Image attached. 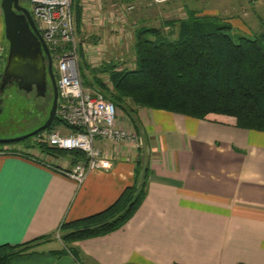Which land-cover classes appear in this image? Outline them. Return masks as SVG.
I'll list each match as a JSON object with an SVG mask.
<instances>
[{"label":"crops","instance_id":"0c3cea01","mask_svg":"<svg viewBox=\"0 0 264 264\" xmlns=\"http://www.w3.org/2000/svg\"><path fill=\"white\" fill-rule=\"evenodd\" d=\"M170 1L155 3L157 23L148 26L168 29L165 20L189 11L166 5ZM104 2L80 0L77 34L93 67L118 64L114 59L130 37L128 23V32L116 25L123 13L115 21ZM133 22L147 25L140 13ZM126 104L134 112L117 107V122L136 131L141 145L96 138L111 167L92 169L81 184L45 165L70 166V156L57 160L33 148L18 147L22 154L2 148L0 245L38 239L10 264H264V132L239 128L229 117L212 121ZM138 161L148 168V184L133 216L115 231L65 245L61 223L113 203L133 184Z\"/></svg>","mask_w":264,"mask_h":264},{"label":"trees","instance_id":"16d2710c","mask_svg":"<svg viewBox=\"0 0 264 264\" xmlns=\"http://www.w3.org/2000/svg\"><path fill=\"white\" fill-rule=\"evenodd\" d=\"M72 4L79 33L82 6L80 0H73ZM164 25L167 31L163 27H135L134 67H119L116 63L93 67L85 62L90 78L84 76L83 84L101 92L104 98L129 115L134 109L126 104L127 101L134 106L197 119L220 121L229 117L239 128L264 132V33L252 38L240 36L235 40L229 33L232 26L228 21L193 13L185 18L165 20ZM78 47L82 53L80 43ZM101 75H105L106 80ZM56 119L46 129H54L62 122L58 116ZM63 125L70 131L74 129ZM23 145L28 147V144ZM8 148L18 151V147L16 150ZM39 148L48 154L50 149L68 152L71 165L86 159L78 150H60L45 143H40ZM148 172L138 161L133 184L125 187L106 208L61 223L60 240L68 246L74 241L105 235L122 227L145 197ZM36 240L0 245V264H10L12 259L27 255Z\"/></svg>","mask_w":264,"mask_h":264},{"label":"built area","instance_id":"2783aa9c","mask_svg":"<svg viewBox=\"0 0 264 264\" xmlns=\"http://www.w3.org/2000/svg\"><path fill=\"white\" fill-rule=\"evenodd\" d=\"M28 3L42 39L57 59L56 115L65 125L74 128L67 133L56 128L44 134L39 132L37 141L60 150L83 152L85 161L67 167L45 162L48 167L81 184L92 169L108 170L111 167L109 159L100 156L95 146L96 138L135 149L141 145V139L136 131L118 124V108L110 100L82 82L73 0H28ZM9 152L22 154L20 150Z\"/></svg>","mask_w":264,"mask_h":264},{"label":"rangeland","instance_id":"374dc122","mask_svg":"<svg viewBox=\"0 0 264 264\" xmlns=\"http://www.w3.org/2000/svg\"><path fill=\"white\" fill-rule=\"evenodd\" d=\"M160 1L161 0H105L104 8L107 9V13L110 12L113 15L114 20L115 16H121V13L124 15V20L121 21V19H119L116 25L118 27L121 26L120 28L124 29V31L126 30L125 32L130 31L129 41L127 42L128 48L122 51L121 55L114 59L120 67H133V57H135L133 48L131 47L133 44V31L136 26L140 25L137 24L138 22L134 24L133 21H137L140 13L142 17H145V24H147V26L156 24L157 22H155V20L157 19V14L155 13H157V10L155 3ZM166 5L189 8L188 12L183 9L185 15L182 12H177L181 15L180 18H185L190 13H193L198 16H215L221 20L228 21L232 26L229 33L235 40L240 36L252 38L255 35L264 33V0H171L170 4ZM29 9L31 11V7ZM172 19L177 20L179 18L175 17ZM123 23H128V31L127 26H123ZM160 27H163V25ZM163 30L167 31V29L164 28ZM3 31L4 25L0 8V62L6 51V46L2 43L4 42ZM77 39L79 42L78 34ZM52 52L55 56V52L53 50ZM82 53L79 51L81 76L82 78L84 76L90 78V74L84 65V63L88 61ZM54 68L57 71L56 57ZM101 76L106 80L105 75ZM51 102V94L41 97L31 93L28 95L27 99H25L13 91H6L4 95L0 96V138L17 137L39 127L48 117ZM59 124L60 125H56L58 126L56 129L58 130L63 126L62 122ZM49 130L50 129H44L40 131V133L44 134ZM37 139L38 137L36 134L16 142H2L0 143V148L5 146L14 149L17 147L25 149L33 148L50 158H55V156H57V160H65L69 157L68 152H52L50 149V154H48V152L41 151L39 148L40 141L38 142ZM23 144H28V147H25ZM55 240L61 243L56 237ZM52 246H56V244L54 245L52 243Z\"/></svg>","mask_w":264,"mask_h":264},{"label":"flooded vegetation","instance_id":"af4514ba","mask_svg":"<svg viewBox=\"0 0 264 264\" xmlns=\"http://www.w3.org/2000/svg\"><path fill=\"white\" fill-rule=\"evenodd\" d=\"M18 6L26 8L31 14L28 0H18ZM12 9L16 14L22 15V11L15 8L14 3ZM3 38L4 42L2 43L6 46V51L0 62V96L9 90L25 99L31 93L39 96L38 93L43 92L44 95L41 97L47 94L52 95L53 83L48 65L51 64V73L56 82L57 71L54 68L55 56L51 48L47 46L49 54L46 53L42 48L39 36L31 27H24L22 31V48L24 50L19 51L17 57L12 55L8 59L9 42L4 36V31Z\"/></svg>","mask_w":264,"mask_h":264},{"label":"water","instance_id":"95a60500","mask_svg":"<svg viewBox=\"0 0 264 264\" xmlns=\"http://www.w3.org/2000/svg\"><path fill=\"white\" fill-rule=\"evenodd\" d=\"M13 3H14L15 8L22 11V15L21 14L18 15L14 12V10L12 9ZM0 8L3 14L4 36L9 42V51H8L9 58L8 59H10L12 55L17 57L19 51L24 50L22 48V40H23L22 31L24 27L26 28L31 27V29L37 34V36H39V40L42 45V48L45 50L46 53L49 54L48 47L45 41L40 36L33 17L31 16L30 12L26 8L18 6V0H0ZM48 70L52 78L53 94H52L51 107H50L46 121L43 124H41L39 127L35 128L34 130L26 134H23L17 137L0 138V143L18 141V140L25 139L29 136L35 135L39 133L40 131L48 128L51 122L57 118L56 109H57V102H58V91H57L56 81L53 78L52 73H51V64L48 65ZM38 95L42 96L44 94L43 92H40L38 93Z\"/></svg>","mask_w":264,"mask_h":264}]
</instances>
